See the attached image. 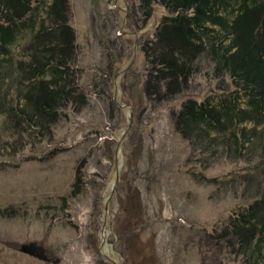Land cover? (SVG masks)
<instances>
[{
  "label": "rangeland",
  "instance_id": "1",
  "mask_svg": "<svg viewBox=\"0 0 264 264\" xmlns=\"http://www.w3.org/2000/svg\"><path fill=\"white\" fill-rule=\"evenodd\" d=\"M68 8L75 98L48 136L16 133L0 114V264H264L222 237L263 190L261 159L209 158L175 129L186 100L235 94L230 78L202 53L183 57L189 72L173 91L154 77L147 91L146 51L173 15L160 4L145 13L137 0H68ZM29 241L57 263L20 252Z\"/></svg>",
  "mask_w": 264,
  "mask_h": 264
},
{
  "label": "trees",
  "instance_id": "2",
  "mask_svg": "<svg viewBox=\"0 0 264 264\" xmlns=\"http://www.w3.org/2000/svg\"><path fill=\"white\" fill-rule=\"evenodd\" d=\"M137 1L145 13L160 4L173 15L162 17L152 55L146 51L157 72H149L147 91L151 77L173 91L189 72L183 57L205 53L244 101L241 107L232 93L216 101L186 100L175 116L176 131L209 158L258 157L264 164V0ZM20 41L17 57L12 50ZM74 41L68 0H0V114L6 128L51 134L58 112L76 96ZM223 233L245 260L258 262L264 256V188L229 219Z\"/></svg>",
  "mask_w": 264,
  "mask_h": 264
},
{
  "label": "water",
  "instance_id": "3",
  "mask_svg": "<svg viewBox=\"0 0 264 264\" xmlns=\"http://www.w3.org/2000/svg\"><path fill=\"white\" fill-rule=\"evenodd\" d=\"M19 251L42 261H52L57 263V260H51V258L48 257L45 247L42 244H39L37 241H29L20 244Z\"/></svg>",
  "mask_w": 264,
  "mask_h": 264
},
{
  "label": "flooded vegetation",
  "instance_id": "4",
  "mask_svg": "<svg viewBox=\"0 0 264 264\" xmlns=\"http://www.w3.org/2000/svg\"><path fill=\"white\" fill-rule=\"evenodd\" d=\"M39 244H41V243H39ZM45 251H46V254L48 255V257H50L52 259V256L50 255V253L48 252V250L46 248H45Z\"/></svg>",
  "mask_w": 264,
  "mask_h": 264
}]
</instances>
